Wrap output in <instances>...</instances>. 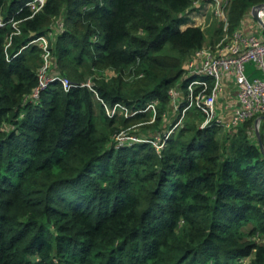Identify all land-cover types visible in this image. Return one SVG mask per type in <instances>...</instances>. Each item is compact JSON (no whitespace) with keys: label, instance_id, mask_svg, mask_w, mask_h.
<instances>
[{"label":"trees","instance_id":"trees-1","mask_svg":"<svg viewBox=\"0 0 264 264\" xmlns=\"http://www.w3.org/2000/svg\"><path fill=\"white\" fill-rule=\"evenodd\" d=\"M31 1L0 0V264H264L253 119L201 128L192 107L167 131L205 40L181 28L198 0H45L34 14ZM38 38L69 91L33 97ZM117 104L129 117L106 114Z\"/></svg>","mask_w":264,"mask_h":264},{"label":"built area","instance_id":"built-area-1","mask_svg":"<svg viewBox=\"0 0 264 264\" xmlns=\"http://www.w3.org/2000/svg\"><path fill=\"white\" fill-rule=\"evenodd\" d=\"M212 1L216 7L215 17L222 19L227 0ZM44 3L45 0H32L27 5L34 14L41 10ZM257 16L264 25V5L257 11ZM245 18H247L248 24L244 19L229 37L222 38L212 49L196 50L192 57L186 61L184 65L187 72L185 96L188 103L175 106V109L179 108L181 112L174 128L181 124L184 115L192 107H196L204 116L201 128L217 125L224 131L235 130L248 120L254 118L256 120L264 116V78L249 81L244 74V64L249 61H254L258 68L264 72V29L252 15ZM249 19L256 23L255 29L252 28V22ZM37 41L42 42L43 50L46 52L45 39L38 38ZM44 57L48 58L47 52ZM39 81V87L33 93L34 98H38L40 93L54 81H59L65 91H69L73 87V84L64 77L48 76L45 69L39 71ZM223 95V100L230 95H234V99L228 100L226 106L222 110H218L216 103ZM149 106L151 107V105ZM114 107L111 110L106 108L112 114L109 112L108 115L113 116L117 111H121L118 110L121 108L119 104ZM223 113H228L229 117L223 118ZM171 130L168 131V134L172 133ZM130 140L139 141L134 138H130Z\"/></svg>","mask_w":264,"mask_h":264},{"label":"rangeland","instance_id":"rangeland-1","mask_svg":"<svg viewBox=\"0 0 264 264\" xmlns=\"http://www.w3.org/2000/svg\"><path fill=\"white\" fill-rule=\"evenodd\" d=\"M261 4H264V3H261ZM261 4H256L255 6L261 5ZM253 7H251L249 12L246 13L245 16L242 17V18L238 17V15H236L235 13H230L229 10H226L224 8L223 9V13H222L223 14V18L221 19V18L215 17L216 16L215 15L216 7H215V4H214V2L212 0H198L195 3V10H193L191 13L188 14V16L185 17V23L181 26V28H184L186 25H190L191 23H194L193 24L194 26H198L201 29H203L205 40H204V43L201 46V48H206V49L210 48V49H212L216 44H218L221 41L222 38H224L225 36L229 37L232 34V32H234L241 25V22L244 19L246 20V23L248 24V20L245 17H248V16L252 15L251 14V9ZM249 20L252 22V24H251L252 28L255 29L256 23H253V21L251 19H249ZM35 43H38L43 48V45H42L41 41H39V42L37 41L36 42V40H35ZM201 48H199V49H201ZM42 57L44 59L45 64H44V66L41 69H39V71H41V70L44 71V69L46 70L47 67L49 66L48 58L45 59V57L43 55H42ZM53 72L57 73V71L55 69H52L50 73L54 74ZM107 73L108 72H105V74H107ZM244 74H245V76L247 77V79L249 81H252L253 79H262V78H264L263 70L258 68V65L254 61H249V62H246L244 64ZM88 82L85 83V84L88 85V86H91L92 84L88 83ZM223 99H224V95L221 98H219V100H217L216 105L219 108L218 110H222L224 108V106H226V103H227L228 100L229 101L233 100L234 99V95H230L225 100H223ZM183 101H184V103H183ZM180 103H183V105H186L188 103V101L184 98L182 100V102L180 100ZM173 104H175V103H173V100H172V103H171V106H170L172 109H173V106H174ZM120 107L124 108V109H127L125 107V105L123 106V105L120 104ZM106 108L107 107H105V111H106V114H108L110 111H107ZM112 108L114 109L115 107H112ZM121 108H118V110H122ZM107 109L111 110L110 108H107ZM192 110H193L192 108L189 109L187 111V114H190L192 112ZM117 112H119V111H117ZM117 112H116V115L118 116ZM123 112H124L123 115L126 116V118L129 117V112L128 111L123 110ZM110 114H111V112H110ZM111 115H109V116H111ZM192 116L193 115L191 114V116H189V118H192ZM222 117L223 118L229 117V114L228 113H223ZM254 120H255V118L253 119V121ZM129 125H132V124H129ZM120 126H122V125H120ZM136 126H138V125H133V126L128 127L127 128L128 133H130L131 131H135L136 130ZM172 128L173 127L171 125L168 126L167 131H170ZM173 130H171V131H173ZM254 130H255V127H254ZM126 135L127 134H123V135H121L122 137H119L120 142H125V141H127L128 139L131 138V137L129 138ZM260 138H261V141H262L263 146H264L263 137H260ZM159 140H160V137H157L156 141L158 142Z\"/></svg>","mask_w":264,"mask_h":264},{"label":"water","instance_id":"water-1","mask_svg":"<svg viewBox=\"0 0 264 264\" xmlns=\"http://www.w3.org/2000/svg\"><path fill=\"white\" fill-rule=\"evenodd\" d=\"M264 4H261V5H257V6H254L252 9H251V13H252V16L253 18L256 20V22L262 26V28L264 29V25H262L261 21L258 19V16H257V11L261 8V6H263ZM264 120V116L263 117H259L258 119L255 120V136H256V139H257V142H258V145L261 149V151L264 153V146H263V143L261 141V138H260V134H259V123L261 121Z\"/></svg>","mask_w":264,"mask_h":264},{"label":"crops","instance_id":"crops-1","mask_svg":"<svg viewBox=\"0 0 264 264\" xmlns=\"http://www.w3.org/2000/svg\"><path fill=\"white\" fill-rule=\"evenodd\" d=\"M193 24L194 23H191L190 25H186L185 27L192 26ZM259 134H260V137H263V141H264V120L260 122V125H259Z\"/></svg>","mask_w":264,"mask_h":264}]
</instances>
